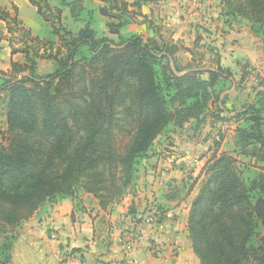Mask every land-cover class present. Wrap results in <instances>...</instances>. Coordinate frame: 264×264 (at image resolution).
<instances>
[{"label":"trees","instance_id":"16d2710c","mask_svg":"<svg viewBox=\"0 0 264 264\" xmlns=\"http://www.w3.org/2000/svg\"><path fill=\"white\" fill-rule=\"evenodd\" d=\"M29 1L48 22L37 0ZM79 1L63 5L72 11ZM99 1L106 4L99 13L118 20L107 23L117 41L96 37L91 28L94 12L86 10L85 18H75L86 22L76 34L62 26L54 28L56 42L22 29L30 44L13 51L22 52L25 63L12 62L9 73L0 72L6 123L0 132L6 142L0 141V264L11 258L14 230L45 205L73 199L78 185H84L102 209L122 200L134 184L136 165L148 157L157 137L170 126L199 121L233 81L218 60L215 69L199 66L200 59L182 67L175 45L120 34L131 18L128 2ZM138 1L131 5L138 7ZM223 4L232 17L247 20L264 43V0ZM56 12L59 20L61 9L56 7ZM38 59L52 60L57 69L36 74ZM76 68L84 81L79 95L86 98L72 107L70 122L60 105L70 103L66 96L73 89ZM260 87L253 101L232 116L217 104V111L238 125L234 154L213 153L202 168V186L189 209L187 231L200 264H264V84ZM126 100L137 108L136 117H142L119 153L111 126L116 107ZM238 205L243 206V215L233 214L231 208Z\"/></svg>","mask_w":264,"mask_h":264},{"label":"crops","instance_id":"0c3cea01","mask_svg":"<svg viewBox=\"0 0 264 264\" xmlns=\"http://www.w3.org/2000/svg\"><path fill=\"white\" fill-rule=\"evenodd\" d=\"M124 1L128 2V8L131 6V9L134 11L151 19L150 21L152 24L151 27L147 29L148 34H145V38L154 37L157 42L164 41L175 45L177 47L175 57L178 62L180 61L185 65L191 62L194 58L192 56V54H194L193 47L203 44L202 39H204V32L208 29L207 22L210 20L209 17L212 16L211 10L206 8L209 0H153L152 2L149 0H139L138 7L131 5L135 2H131L130 0ZM68 2H70V0H68ZM99 2L102 4L97 7L98 12L100 7L106 5L102 1ZM67 7L69 8L68 14L70 13L71 15V8L70 6ZM29 8L36 12L38 17L42 19V22L44 21L37 13V7L29 0H0V37L1 35H5L6 32L4 30V21H13L14 19L17 26L19 25L17 32L21 34V41L14 44L15 48H11L7 41L0 39V72L9 73L12 62L18 64L25 63V55L20 51H13V49L20 50V48L24 47L26 42L30 44L29 41L22 37V29L29 31L32 37L38 36L29 26V21L23 14V11ZM214 8H216V6ZM94 9L95 8H90L89 10L95 12ZM220 12L221 10L219 9V17L222 18L223 23L226 22V24H223L226 30V32L223 33V37L225 38V43L222 45L223 49H221L219 53L217 52L218 54L215 53V57L212 52H210L208 55L205 54L202 56L201 60L207 58L206 60L211 62L210 64L213 66L216 65L215 62L218 60L223 68H228L230 70L233 80L234 77L237 78L238 73L240 77L243 78L245 74L246 76L249 74L248 71L253 72L254 70L264 78V43L249 27H246L245 24H240L231 20L224 21L223 15H221ZM103 17L107 18L106 16ZM75 20L77 21L78 19ZM79 21L82 25L74 34L86 24L85 21ZM108 22H110L109 18L105 23L106 27ZM227 22L230 24L227 25ZM43 24L46 27L44 22ZM120 29V34H127V32L121 31ZM220 29L219 27V30ZM132 33L137 35H141L140 33H142L141 36H143L145 31L141 32L140 30L139 33ZM104 36L115 41L118 40V35L110 33L109 29ZM114 37H116L117 40L114 39ZM39 39L44 40L42 38ZM20 44L21 46L19 47ZM180 52H184L187 56L183 59L180 56ZM45 60L38 59L36 61L35 73L40 76H44L42 73L38 72L40 70L46 69L47 73L45 75H47L53 73L57 69L56 64L52 60ZM205 69L208 70V68ZM21 75H19V77ZM231 92L235 91H228V93ZM219 107L222 108L220 102ZM239 110L240 109H237L236 111ZM225 113L227 112L225 111ZM185 153L188 154L189 151L186 150ZM165 199L167 200L169 198L165 197ZM126 201L127 200H124L123 204H125ZM155 201L157 202V199ZM151 202L152 200H150L149 203ZM166 203L172 207V209H170L172 217L163 218L158 222L149 224L142 218L147 203L142 208L143 205H141L142 203H139L138 200H136L134 204L130 202L129 208H126V210L122 205L118 207L116 203L113 204V206L111 204L112 207H118L117 211L121 210L125 212H118L119 214L116 220H113L114 218L109 220V212H105L104 215L102 214L107 208L102 209L99 203L97 207L95 205L96 208L94 209H96V212L93 213L75 209V203L71 198L62 199L52 206L40 208L14 230L11 258L7 264L106 263L110 261L112 257L121 253L122 247L119 245V242H117L116 237L119 235L118 233L120 230H132L133 227L139 234V243L136 248L131 251V256L136 264H200L199 259L193 252L191 240L187 231V218L190 204H178L170 200L166 201ZM119 219L126 221L124 222L126 225L124 226L123 222L118 224ZM106 220L114 221L115 224L112 225H115V228L119 227L117 228L119 230L112 234V237L116 238L115 241L111 239L106 241L107 236L104 223ZM67 254L72 256L70 262L66 260Z\"/></svg>","mask_w":264,"mask_h":264},{"label":"rangeland","instance_id":"374dc122","mask_svg":"<svg viewBox=\"0 0 264 264\" xmlns=\"http://www.w3.org/2000/svg\"><path fill=\"white\" fill-rule=\"evenodd\" d=\"M65 1L68 2V0H37L38 5L41 8V12L45 17L49 18L47 23L43 19L46 27L43 24L42 19L38 17L33 9L29 8L23 11L24 16L29 21V26L38 34L37 37L45 40L53 39L55 41L57 40V36L52 33L54 28H59V26H62L65 30L74 34L75 31L78 30L82 25L80 24V21H76L75 18H85L87 14L85 11H88L90 8H95V12L92 11L95 14L92 13L93 20L91 23V28H93L95 35L99 38L104 36L106 31L108 32V29L105 25V23L108 21V18L103 17V15H100V13L97 11V7L102 3L95 0H83L78 2V5L74 6L75 8L71 11L70 15V13L68 14L69 8L63 5V2ZM70 1L72 2L74 0ZM130 1L136 2V0ZM149 1L152 2L153 0ZM208 2L209 3L206 8L211 10L212 16L209 17L210 20L207 22V24L212 25L211 28H214L215 33H213V37L208 36L207 29V31L204 32V39H202L203 44L193 47L194 54H192V56L194 57L193 59L197 60H201L202 56L205 54L208 55L210 52H212L215 57V53H219L221 49H223L222 45L225 43L223 33L226 32L223 24H226V22L223 23L222 18L219 17V9L221 10L220 14L223 15L224 21L231 20L240 24H245L246 27H249V22L247 20L240 16H238L236 19L228 14L231 9L223 6V0H209ZM215 6L216 8H214ZM56 7L61 9L59 20L58 16L56 15ZM128 10L131 12V18L127 20L128 22L126 25H124V27L120 30H123L127 33H139L141 30V32L145 31L143 36H145V34L147 35V29L150 28L152 24L150 21L151 19H148V17H144L137 11H134L131 9V6L128 8ZM109 21L117 22L118 20L109 19ZM4 23V30L6 32L5 35H1L0 39L7 41L11 48H15L14 44H17L21 41V34L17 32L19 25L17 26V23L14 21H4ZM229 24L230 23L227 25ZM219 27L221 28L220 30ZM60 32L63 34L62 31ZM140 34L142 35V33ZM114 39H116V37H114ZM20 46L21 44L19 47ZM210 48H212L214 51H210ZM180 56L184 59V57L187 55H185L184 52H180ZM206 59L201 60L199 66L203 67L204 69H215L216 65L213 66L210 64L211 62H208ZM195 62V60L194 62L191 61L192 65H196ZM180 65L182 67L185 66V64H182L181 62ZM38 72L45 75L47 70H40ZM248 73L249 74L247 76L245 74L243 78H241L238 73L237 78L234 77V80L228 82L223 88L219 102L222 104L223 111L228 113H225L227 116H232L237 109L241 110L243 107L251 103L255 97L256 91L262 90V87L260 86L264 84V78L261 77L256 70L253 72L248 71ZM73 82V89L71 91L70 97L69 94L66 96L67 100H69L72 106L67 102L66 104L64 102L60 105V110L62 111L63 116H67L70 122H72L70 115L74 113V108L72 107L81 104V97L86 98V96H83L82 94L79 95V93L82 92L84 81L82 80V76L80 75V72L77 68L75 69ZM229 90H233L235 92L228 93ZM219 102L210 103L208 110L199 121L191 120L185 123L181 128L170 126L163 134L157 137L148 153V157L141 160L136 165L134 184L132 185V188L128 190V193H126L122 200L116 203L118 204V207L119 205H122V207H125L126 210V208H129L128 206L130 202L134 204L136 200H138L139 203H142V208L147 203L145 212L149 206H154L156 209L157 207H161L162 210L157 209V211H159L158 214L160 220L163 218L172 217L170 212L172 207L171 205H168L166 201L170 200L174 203L190 204L191 206V202L197 195L198 190L201 188L204 179V174L201 170L206 162L211 158L213 153L230 152L234 154V136L235 128L238 125V122L233 119L226 120L224 114L217 111L216 107ZM3 108L4 103H1L0 101V132L1 130H6ZM137 113L138 112L135 105L131 104V102L127 100L116 107L115 115L113 117V124L111 126V134L113 137L114 148L119 153L123 152L124 147L135 134L137 122L140 117H136ZM262 129L264 130V124ZM1 140L2 138L0 135V141ZM1 142L6 143L3 140ZM186 150L189 151L188 154L185 153ZM239 159L245 160L243 157H239ZM246 161L247 159L245 162ZM83 186L84 185L80 184L75 189L76 191L73 197L75 209L95 213L96 209L94 208L98 206L97 204L99 201L91 193L86 192ZM165 197L169 199L166 200ZM156 199L157 202L155 201ZM124 200H127L125 203L127 205L123 204ZM150 200H152L151 203H149ZM46 206L47 205L44 207ZM112 206L109 205L106 211H103L104 213L102 214L104 215L105 212H109V220L113 218V220H116L118 214L124 213L125 211H117L118 207ZM242 209L243 206L239 205L231 208L232 211H235L233 213L235 215H243V211L245 210L242 211ZM109 220L104 222L106 231L109 230L107 232L105 231L107 236L106 241H108V239L115 241L116 238H113L112 234L116 233L119 230L117 229L119 227L115 228V225H112L115 224L114 221ZM122 220L123 219H119L118 224L122 222L124 224V222H126ZM125 225L126 223L124 226ZM133 231L135 232L134 227L132 230L122 229V231L120 230L118 234L126 235ZM1 239L2 236H0V240Z\"/></svg>","mask_w":264,"mask_h":264},{"label":"built area","instance_id":"2783aa9c","mask_svg":"<svg viewBox=\"0 0 264 264\" xmlns=\"http://www.w3.org/2000/svg\"><path fill=\"white\" fill-rule=\"evenodd\" d=\"M212 25H208V36L213 37L215 33L214 28H211ZM159 211L154 206H149L147 211L144 212V216L142 217L145 219L146 223L152 224L159 221ZM117 242L121 248V253L111 258L110 261L106 262L105 264H136L135 260L131 256V251L136 248L137 244L139 243V234L138 232H129L126 235H119L117 237ZM67 254L66 260L70 262L72 256H68Z\"/></svg>","mask_w":264,"mask_h":264}]
</instances>
